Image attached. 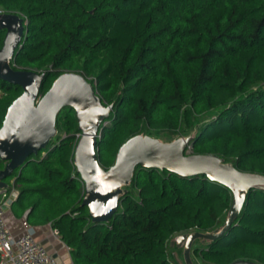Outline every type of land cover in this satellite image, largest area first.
I'll return each instance as SVG.
<instances>
[{
  "label": "trees",
  "instance_id": "obj_1",
  "mask_svg": "<svg viewBox=\"0 0 264 264\" xmlns=\"http://www.w3.org/2000/svg\"><path fill=\"white\" fill-rule=\"evenodd\" d=\"M0 14L22 19L9 65L45 72L41 95L75 72L113 105L96 146L102 168L134 136L193 135L190 154L264 175V0H0ZM20 94L0 80V127ZM55 126L48 145L5 182L18 192L14 211L57 230L72 264H179L169 244L175 233L223 225L232 198L225 186L141 167L115 214L92 222L73 163L74 110L63 108ZM197 242L193 264H264V191L248 192L222 236Z\"/></svg>",
  "mask_w": 264,
  "mask_h": 264
},
{
  "label": "water",
  "instance_id": "obj_2",
  "mask_svg": "<svg viewBox=\"0 0 264 264\" xmlns=\"http://www.w3.org/2000/svg\"><path fill=\"white\" fill-rule=\"evenodd\" d=\"M0 30L4 31L0 47V80L21 89V94L8 106L0 127V160L5 162L0 170V194L8 188L5 180L56 136V118L65 107L74 110L80 132L73 151V163L83 183L82 206L87 208L92 222H107L115 214L136 167L165 169L185 177L205 175L230 191L231 204L221 227L210 233L179 235L170 241L171 248L182 250L179 264H193L190 258L193 242H210L228 231L249 191H264V175L238 171L216 155L188 154L193 135L170 142L134 136L119 148L113 165L102 168L97 160L96 146L100 125L109 117L113 105L103 104L93 86L75 72L60 74L41 95L45 72L14 70L9 65L23 38L22 19L15 14H0ZM231 264L257 263L237 260Z\"/></svg>",
  "mask_w": 264,
  "mask_h": 264
},
{
  "label": "built area",
  "instance_id": "obj_3",
  "mask_svg": "<svg viewBox=\"0 0 264 264\" xmlns=\"http://www.w3.org/2000/svg\"><path fill=\"white\" fill-rule=\"evenodd\" d=\"M17 195L13 187L0 194V264H58L56 256L49 253L42 242L36 241L30 230L19 235L10 231L5 213ZM51 236L60 239L57 230L52 228Z\"/></svg>",
  "mask_w": 264,
  "mask_h": 264
},
{
  "label": "crops",
  "instance_id": "obj_4",
  "mask_svg": "<svg viewBox=\"0 0 264 264\" xmlns=\"http://www.w3.org/2000/svg\"><path fill=\"white\" fill-rule=\"evenodd\" d=\"M11 206L5 213L6 223L14 235L30 230L36 241L42 242L49 253L56 256L58 264H72L68 248L60 239L51 236V227L47 225H31L26 220L27 212L19 216Z\"/></svg>",
  "mask_w": 264,
  "mask_h": 264
},
{
  "label": "rangeland",
  "instance_id": "obj_5",
  "mask_svg": "<svg viewBox=\"0 0 264 264\" xmlns=\"http://www.w3.org/2000/svg\"><path fill=\"white\" fill-rule=\"evenodd\" d=\"M4 35V34H3ZM143 136H148L146 134H143ZM148 137H151V138H154V139H158L162 142H170L172 140H175L177 138H180L181 136H177V135H173V136H168V135H165V134H160L158 136H148ZM187 153L190 154V149L188 148L187 149ZM193 232H196L195 230L193 229H189V230H186L184 232H178V233H175L172 237H171V240L179 235H183V234H191ZM170 240V241H171ZM170 244V242H169ZM199 243L196 241V242H193L192 244V247H197ZM191 247V249H192ZM171 248V247H170ZM171 253L173 254V256L175 257V259L179 260L180 262L182 261V250L181 249H176L175 247L174 248H171ZM191 258H194V260L198 261L197 257H195V255L193 256L192 254H190Z\"/></svg>",
  "mask_w": 264,
  "mask_h": 264
}]
</instances>
